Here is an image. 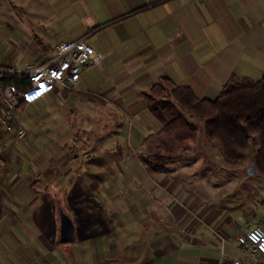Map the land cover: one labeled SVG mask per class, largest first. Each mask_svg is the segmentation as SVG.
<instances>
[{"label": "crops", "instance_id": "obj_1", "mask_svg": "<svg viewBox=\"0 0 264 264\" xmlns=\"http://www.w3.org/2000/svg\"><path fill=\"white\" fill-rule=\"evenodd\" d=\"M14 1L0 0V14L8 13ZM24 5L43 26L34 37L47 41L32 42L24 61L41 63L61 41L82 37L101 53L96 64L82 69L66 98L63 89H56L39 101L57 96L65 103L76 96V102L60 105L61 112L77 101L108 102L132 126L126 132L128 145L104 155L109 165L93 172L81 169L54 187L63 192L62 199L32 182L24 196L0 199V253L9 264H215L218 241L210 228L231 237L255 224L264 227L260 195L232 196L212 183L204 184L205 196H199L166 183L160 171L157 176L167 186L146 183L154 197L149 199L133 186L134 170L144 165L139 157L134 166L129 161V151L138 153L142 139L160 128L140 94L158 77L189 86L198 98L215 99L232 77L264 75V0H26ZM79 93L98 99L84 101ZM206 144L204 138L198 154L230 175L234 190L258 144L237 165L225 163ZM59 206L75 225L74 238L66 243L58 240ZM227 252L238 254L232 247Z\"/></svg>", "mask_w": 264, "mask_h": 264}, {"label": "rangeland", "instance_id": "obj_2", "mask_svg": "<svg viewBox=\"0 0 264 264\" xmlns=\"http://www.w3.org/2000/svg\"><path fill=\"white\" fill-rule=\"evenodd\" d=\"M10 2L11 0H7V4ZM24 2L26 0H15L8 13L0 14V19L5 18V22L0 23L2 67L35 62L24 61L28 59L24 53L29 52V45L32 42L35 44L47 42L45 38L42 40L41 37H34L38 28L43 26L35 23L34 15L28 12V6L24 5ZM36 47V51L40 50L39 46ZM30 52L34 53L32 50ZM107 80L106 77L105 81ZM105 95L99 94L101 98H105ZM76 100V96H71L68 102ZM68 102L64 103L56 96L23 106L17 112L21 116L24 128L27 129V135L15 143L9 140L0 143V199H15L19 194L24 196L28 192L26 190L28 183L32 182L33 187L45 186L46 191L44 189L43 192L58 200L60 189L57 191L54 187L60 186V181L69 180L73 174L81 172V169L93 172L109 165L104 155L116 151L117 147L121 149L128 145L126 132H129L132 121L130 120V125H127V117L120 110L110 108L108 102L102 104L97 101L85 103L77 101L61 112L63 106L60 105ZM52 120L56 121L53 123ZM193 120L198 122L197 118ZM136 122L137 120L133 123L134 127L137 126ZM146 132H150L149 129ZM203 140L200 131L198 140L183 153L159 160L148 157L146 163L140 158L142 148L138 153L129 151V161L133 166L137 162L136 157H139L144 165L143 168L139 166L138 170H134L137 183L132 185L150 199L154 197L147 191L146 183H154L157 186L163 183L166 187V183L173 181L177 185L180 184L181 188L193 189L199 196H205L204 184L211 186L212 183H218V188L224 187L226 192H233L232 196L244 198L252 193L254 196L260 195L264 201V177L249 173L250 164H246L242 170V177L236 182L233 190L235 180H232L223 169L207 163L208 158L205 155L198 154V148ZM256 144V139H252L245 158L254 153ZM131 145L136 150V147ZM206 146L212 149L209 145ZM160 171H165L166 183L162 181V176H157V172ZM227 179L228 183H224ZM0 264H9L7 257L1 253Z\"/></svg>", "mask_w": 264, "mask_h": 264}, {"label": "trees", "instance_id": "obj_3", "mask_svg": "<svg viewBox=\"0 0 264 264\" xmlns=\"http://www.w3.org/2000/svg\"><path fill=\"white\" fill-rule=\"evenodd\" d=\"M2 84L14 83L18 88L27 83V76L2 73ZM70 90L63 89L67 97ZM141 97L160 128L141 141L144 163L149 157L159 160L183 153L202 132L210 147L215 148L229 165L240 164L254 136L258 147L251 162L255 173L264 177V75L252 79L232 77L215 99L198 98L189 86L160 76ZM84 101H95L96 95L78 94ZM193 118H197L198 122ZM62 199L63 192L58 191ZM55 207H57L55 205Z\"/></svg>", "mask_w": 264, "mask_h": 264}, {"label": "built area", "instance_id": "obj_4", "mask_svg": "<svg viewBox=\"0 0 264 264\" xmlns=\"http://www.w3.org/2000/svg\"><path fill=\"white\" fill-rule=\"evenodd\" d=\"M101 53L96 51L86 37L65 40L57 44L53 54L41 63H27L17 68L0 67L2 73L27 76V83L18 88L14 83L2 84L0 79V143H15L26 137L17 110L35 103L56 89H75L84 67L96 64ZM191 215L200 220L196 213ZM218 241V257L215 264H264V227L255 224L231 237L210 228ZM232 247L237 255H230Z\"/></svg>", "mask_w": 264, "mask_h": 264}, {"label": "water", "instance_id": "obj_5", "mask_svg": "<svg viewBox=\"0 0 264 264\" xmlns=\"http://www.w3.org/2000/svg\"><path fill=\"white\" fill-rule=\"evenodd\" d=\"M248 170L249 173L255 172L252 163ZM58 219H59V231H58L59 242L66 243L72 241L74 238L75 225L70 215L66 213L61 206L58 207Z\"/></svg>", "mask_w": 264, "mask_h": 264}]
</instances>
